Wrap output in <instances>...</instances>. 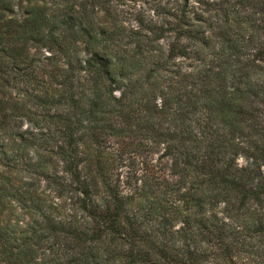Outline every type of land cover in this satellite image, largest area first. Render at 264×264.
Segmentation results:
<instances>
[{
	"label": "trees",
	"instance_id": "obj_1",
	"mask_svg": "<svg viewBox=\"0 0 264 264\" xmlns=\"http://www.w3.org/2000/svg\"><path fill=\"white\" fill-rule=\"evenodd\" d=\"M0 264H264V0H0Z\"/></svg>",
	"mask_w": 264,
	"mask_h": 264
}]
</instances>
